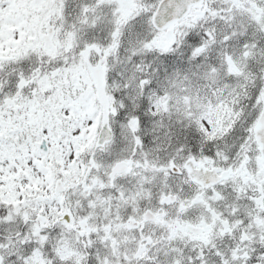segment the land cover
Instances as JSON below:
<instances>
[{
	"label": "snow or ice",
	"instance_id": "6c2138e0",
	"mask_svg": "<svg viewBox=\"0 0 264 264\" xmlns=\"http://www.w3.org/2000/svg\"><path fill=\"white\" fill-rule=\"evenodd\" d=\"M0 264H264V0H0Z\"/></svg>",
	"mask_w": 264,
	"mask_h": 264
}]
</instances>
